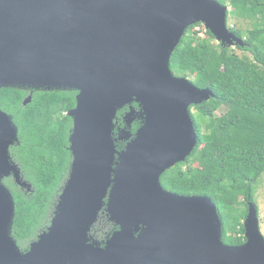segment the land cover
<instances>
[{"label": "water", "instance_id": "obj_1", "mask_svg": "<svg viewBox=\"0 0 264 264\" xmlns=\"http://www.w3.org/2000/svg\"><path fill=\"white\" fill-rule=\"evenodd\" d=\"M228 11L215 0H0V89L77 92L66 114L68 178L50 225L26 252L11 235L14 200L3 180L30 185L10 161L17 129L0 111V264H264L253 203L245 243L226 246L210 199L160 185L196 146L190 107L213 97L175 78L170 57L196 24L221 46H242ZM132 104L141 125L118 152L117 140L131 138ZM126 106L116 139V114ZM103 209L118 231L101 248L89 234Z\"/></svg>", "mask_w": 264, "mask_h": 264}, {"label": "trees", "instance_id": "obj_2", "mask_svg": "<svg viewBox=\"0 0 264 264\" xmlns=\"http://www.w3.org/2000/svg\"><path fill=\"white\" fill-rule=\"evenodd\" d=\"M215 1L229 8L227 20L233 26L228 29L242 41L236 47L242 56L216 43L207 30H202L204 37L191 31L201 24L185 31L170 57L169 71L200 90L208 89L213 97L191 107L196 146L185 162L161 175L160 185L180 196L210 199L221 222L222 243L240 246L245 243L247 203H254V185L264 174V0ZM76 95L75 91L28 94L0 89V111L12 118L17 129L18 143L9 148L10 161L30 185L27 191L11 176L3 180L14 200L11 235L21 252L50 225L67 181L72 120L66 114L75 108ZM28 96L30 102L23 105ZM126 109L116 114V139L124 128ZM140 125L136 122L131 127L129 140H117L118 152ZM109 227L102 236L112 233Z\"/></svg>", "mask_w": 264, "mask_h": 264}, {"label": "rangeland", "instance_id": "obj_3", "mask_svg": "<svg viewBox=\"0 0 264 264\" xmlns=\"http://www.w3.org/2000/svg\"><path fill=\"white\" fill-rule=\"evenodd\" d=\"M232 26H233V22L230 20H227V27L231 28ZM239 26H242L241 29H243V30L246 28V26L242 25V24H239ZM202 30H205L203 25L199 26V27H195L191 31H199V32H201L199 36L204 37V33H202ZM230 49L233 50V52L236 55H238L240 57L242 56V52H240L238 49H236V47H230ZM191 114H194V110H191ZM217 114H220V112H217ZM253 202H254L253 204L257 207V214H258V218H259V230H260L262 237L264 238V174L260 176V178L258 179L256 184L254 185ZM97 220H100V224L103 223L104 225H102V224L100 225L99 223H96L93 225L91 230H92V232L99 233V231L102 228L107 227V224L103 221L104 220L109 221L104 209L99 213ZM101 220H103V221H101Z\"/></svg>", "mask_w": 264, "mask_h": 264}, {"label": "flooded vegetation", "instance_id": "obj_4", "mask_svg": "<svg viewBox=\"0 0 264 264\" xmlns=\"http://www.w3.org/2000/svg\"><path fill=\"white\" fill-rule=\"evenodd\" d=\"M24 92H26V93H28V94H32V93L37 92V91H32V92H30V91H24ZM50 92H54V91H50ZM136 106H137V105H136ZM130 107L134 108V107H133V104H132ZM124 108H125V107H124ZM126 108H127V109H126L127 111L124 112V114H123V116H122V120H123L124 116L127 114V112L129 111V106H126ZM134 109H135V108H134ZM190 110H192L191 107H190ZM137 111H138V108L135 109L136 114L134 115L133 121H132V123H131V127H132L136 122H139V124H141V117H140L139 114H137V113H138ZM190 112H191V111H190ZM131 127H130V129H131ZM119 131H120V130H119ZM120 136H122V134L119 132L118 135H116V137L119 138ZM119 141L122 142V140H119ZM125 145H126V144H125ZM101 221H103V220H101ZM103 222H105V223L107 224V227L112 226V233L102 236V234H104V232H105V229L107 228V227H106V228H102V229L99 231V233H97V232H92V230H91V232H90V234H89V237L91 238V242L93 241V242L97 243V245H98L99 247H101V248L104 247V244H105V242L107 241L108 237H109L111 234H113L114 232L118 231V228H117L113 223L109 222L108 220H104ZM96 223H99V224H100V220H97ZM96 223H95V224H96ZM101 224L104 225L103 223H101ZM101 224H100V225H101ZM94 227H95V226H94ZM108 229H110V227L107 228V230H108ZM114 229H115V230H114Z\"/></svg>", "mask_w": 264, "mask_h": 264}]
</instances>
